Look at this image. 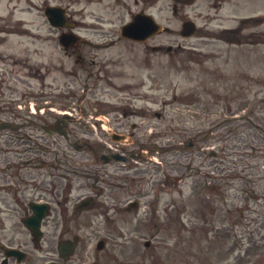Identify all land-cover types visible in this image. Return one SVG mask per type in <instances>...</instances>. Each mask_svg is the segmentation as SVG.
Returning <instances> with one entry per match:
<instances>
[{"label":"rangeland","instance_id":"rangeland-1","mask_svg":"<svg viewBox=\"0 0 264 264\" xmlns=\"http://www.w3.org/2000/svg\"><path fill=\"white\" fill-rule=\"evenodd\" d=\"M46 3H71L73 10H82L84 5L86 9L90 5L84 0H0L1 124L11 122L12 115L18 118L15 122L20 123L26 99L29 98L31 106L38 101V95L33 94L42 91L53 95H59L57 90L62 92L60 98L54 96L51 99L55 101L52 108L57 110L65 109L69 104L72 107L81 105L74 98L66 97L70 96L68 91L75 92L74 87L79 85L65 87L70 79L59 68L61 56L55 30L48 25L42 12ZM158 4L159 8L162 6L158 20L168 21L170 0H159ZM193 9V6L186 8L190 18L198 11ZM261 11L264 9L250 5L245 15ZM89 13L90 8L86 14ZM86 20L89 22L90 18ZM194 20L198 28L202 26V18L196 16ZM120 21L115 20V24ZM175 23L176 20L167 25L174 27ZM223 25L231 27L233 23L228 21ZM252 27L253 30H243L244 34L260 31ZM205 31L209 33L207 38L176 39L186 47L183 54L168 56L154 54L141 45L123 46L120 49L122 61L113 73L121 74L116 83L122 86V91L145 96L137 98L135 106L151 112L149 117L146 116L151 122L149 129L157 137L163 134V145L170 147L169 224L159 222L158 235L163 236V240L158 239L157 248L151 250L164 256L169 252V264H233L235 258V264H247V260L251 264L256 256L264 264V238L258 239L264 236V45L249 50L247 46L234 45L225 37L215 38L212 32L217 30ZM110 53L118 54L116 50ZM249 55L262 59L256 61ZM43 74L49 75L41 87ZM56 86L60 89H55ZM109 91L114 90L109 88ZM156 111L163 112L169 120V131L163 121L153 116L152 112ZM44 112L42 121L48 120L47 115L51 113ZM141 120L130 118L128 123ZM33 122L37 125L38 120ZM19 128L12 131L13 139L22 137L23 129ZM91 131L87 130V135L94 140L93 151L87 148L76 151L65 141L60 143L62 171H71L69 168L78 172L93 171L95 187L103 189L99 193L100 199L96 200L95 215L79 221L83 223L81 232L96 229L106 214L116 220L129 219L131 221L120 228L127 236L126 240L139 242L137 248L143 250L142 240L134 238V234L137 230L138 236L149 238V229L144 230L139 219L150 216V206L136 214H124L112 205V201L120 199L126 192L105 186L106 173L114 171L99 159L108 148L99 145L106 141V134L96 126ZM3 133L6 131L0 130V134ZM188 142L191 148L183 155L177 148ZM2 148H5L4 144ZM82 161L88 164L83 166ZM114 165L119 167L121 163ZM115 176V182H118L119 175ZM68 177L76 186H81L84 181L89 183L83 178ZM160 181L158 178L159 186ZM140 186H144L143 182L133 187ZM89 191L83 189L79 193ZM248 191L259 193L257 201L247 199ZM158 197L164 202L168 196L163 191ZM115 210L118 212L114 213ZM249 218L258 221H253L258 225L255 227L257 233L252 234L257 240L252 243ZM121 243L126 246L125 250L131 249L127 242ZM250 244L256 246L253 255Z\"/></svg>","mask_w":264,"mask_h":264},{"label":"flooded vegetation","instance_id":"flooded-vegetation-1","mask_svg":"<svg viewBox=\"0 0 264 264\" xmlns=\"http://www.w3.org/2000/svg\"><path fill=\"white\" fill-rule=\"evenodd\" d=\"M86 1L103 3L100 12L90 14L93 18L91 22H80L84 17L83 12L73 10L69 3V7L65 6V13L73 23V28L56 29L59 35L73 34L78 38V43L72 48L63 50L65 59L60 60L59 67L73 84H85L84 96L79 95V102L84 104L77 113L80 120L69 123L67 117L50 113L47 115L48 120L42 121L45 112L42 111V115L34 117L27 105L24 107L20 123L15 122L18 118L13 115L11 122L0 123V130L6 131L0 134V264H169V252L164 256L151 250L157 248L158 239L163 240V236L158 235L159 222L169 223V145L163 146V134L157 137L149 129L151 122L147 117L151 112L147 108L135 106L136 99L145 96L122 91L114 82L116 77L110 74V60L105 52L122 42L139 43L120 38V30L106 28L114 22L113 18L102 17L103 14L115 18L127 14L129 17L136 13L150 14L151 8L157 12V0H132V4H125L124 0ZM200 1L204 14L199 16L205 20L204 24L226 17L234 22L232 30L239 38H244L239 31L248 30L249 22L255 21L257 27L264 24L263 16L251 18L238 15L241 8L249 5V0ZM57 5L62 6L61 3ZM183 8L182 3L172 5L176 17L183 12ZM124 23L125 21L119 27ZM219 30L228 28L219 25ZM258 30H264V27ZM166 32L173 33L170 30ZM159 35L141 44H146L148 49L154 52L171 53L173 48L163 40H157ZM263 37L264 31H261L256 36H251V39L236 37L235 40H245L250 45H258ZM176 50H181L179 44ZM47 76H41V87H44L43 81ZM109 88L114 91L110 92ZM54 96L56 95L51 92L42 91L38 94L39 105L43 103V99L52 104L51 99ZM51 109L46 107L50 112ZM152 114L159 121H163V126L169 131V120L166 116L156 112ZM91 115H101V118L94 119L98 127L114 129L111 133H106V141L103 143L111 149H107L105 155L120 154L128 157L119 167L114 165L115 161L105 163L114 169L113 172L106 173L108 180L104 182L105 186L126 192L120 199L112 201V205H122L119 212L131 214L141 209L147 200L156 199L154 214L148 220L139 219L142 225L149 229V239L138 236L137 230L134 234V238L143 240L141 245L144 250L137 248L139 242L126 240L127 236L120 228V225L130 222L129 219L116 220L106 214L96 229L91 228L88 233L81 232L83 223L79 221L94 216L93 211L97 208L95 203L90 208L82 209L84 206L81 207L79 203L88 197L100 199L99 190L103 189L95 187L93 171L78 172L73 168H69L71 171H62L60 143L63 140L77 150L85 147L93 151V140L87 135ZM130 118L142 120L139 123H128ZM34 120H38L37 125ZM67 125H73L74 128L69 132ZM60 126L65 129L62 130ZM19 127L23 129L22 137L13 139L12 131H17ZM113 139L119 141L115 142ZM1 143L4 144V149ZM81 163L83 166L88 164L83 161ZM68 175L74 179L83 178L89 183L84 181L81 186H76ZM115 175H119L118 182H115ZM158 178L161 180L160 187H157ZM140 182H143L144 186L133 187ZM83 189L90 191L79 193ZM163 191L168 196L165 202H161L157 197ZM257 195L259 193L249 192V199L253 200ZM116 212L118 210L114 211ZM252 225L253 222L251 227ZM100 235L102 237H99ZM62 241L75 242V249L61 252L59 245ZM99 241L103 243L100 250L96 248ZM121 242H127L131 249L125 250L126 246ZM250 253L253 255L255 251ZM150 258L151 260H148ZM253 262L251 264L261 263L256 258Z\"/></svg>","mask_w":264,"mask_h":264},{"label":"water","instance_id":"water-1","mask_svg":"<svg viewBox=\"0 0 264 264\" xmlns=\"http://www.w3.org/2000/svg\"><path fill=\"white\" fill-rule=\"evenodd\" d=\"M54 10H55L54 8H47L45 14L50 24L55 26L57 24L54 18L55 16ZM128 30H133V32L130 33L131 38L133 37L134 39L139 40L145 37L147 34L160 30V28L156 26L153 21L144 20L142 17L141 18L139 17V21H135L133 22V24L128 26ZM141 34L144 35L142 37H139Z\"/></svg>","mask_w":264,"mask_h":264}]
</instances>
